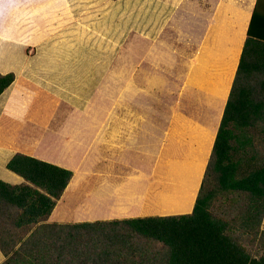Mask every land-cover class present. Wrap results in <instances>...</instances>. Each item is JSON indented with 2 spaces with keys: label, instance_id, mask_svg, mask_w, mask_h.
Here are the masks:
<instances>
[{
  "label": "crops",
  "instance_id": "1",
  "mask_svg": "<svg viewBox=\"0 0 264 264\" xmlns=\"http://www.w3.org/2000/svg\"><path fill=\"white\" fill-rule=\"evenodd\" d=\"M256 2L0 0V74H15L0 94V180L25 182L7 168L19 152L71 169L47 222L192 213L203 178L196 194L165 190L188 161L168 164L161 149L207 166ZM110 48L119 60L100 63ZM263 54L251 41L244 65L261 71ZM158 74L178 88L173 115L148 110Z\"/></svg>",
  "mask_w": 264,
  "mask_h": 264
},
{
  "label": "trees",
  "instance_id": "2",
  "mask_svg": "<svg viewBox=\"0 0 264 264\" xmlns=\"http://www.w3.org/2000/svg\"><path fill=\"white\" fill-rule=\"evenodd\" d=\"M251 41L264 49V0L253 10L192 213L47 222L73 171L19 152L7 168L25 182L0 180L1 264H264V155L248 149L257 136L264 143V66L244 65ZM14 80L12 72L0 74V94ZM223 203L238 207V217H227ZM248 236L256 248L243 243ZM141 240L162 249L151 251Z\"/></svg>",
  "mask_w": 264,
  "mask_h": 264
},
{
  "label": "rangeland",
  "instance_id": "3",
  "mask_svg": "<svg viewBox=\"0 0 264 264\" xmlns=\"http://www.w3.org/2000/svg\"><path fill=\"white\" fill-rule=\"evenodd\" d=\"M128 38H129V36H128ZM132 40H133V38L131 37L129 40L127 39V41H124L123 45L121 44L122 48L124 49L126 46L125 49H128L129 44L132 42ZM125 52L126 51H123V54H122L123 59L125 58V54H126ZM116 54H117V51L114 48L108 49L106 51V55L104 57L100 56V63H102V64L113 63L115 61V59H116V61H118L119 56H116ZM94 61L95 60L92 61V59H91V63H94ZM157 76H155L154 88H153L154 98H153V101L151 102L150 106L148 107V110H151L155 115H157L159 117H162L163 115H169V114L173 115L174 113H177L179 110L178 109V102H177L178 88L176 86V83L174 86L173 84H171L170 82H168L165 79V78H169V76L166 77V75H163V74H158ZM143 100L146 101L145 99H143ZM89 107H90V105H89ZM110 108H111V110H113V104H111ZM137 110H140V109H137ZM175 122L177 123L176 116H174L173 119L169 120V123H175ZM174 129H177V127H175ZM174 129H173V131H177ZM167 136H171V132ZM254 146H255V148H252V145H251L250 147H248V149L250 151L253 150L254 153L259 152L258 154L264 155V143L260 142V140L258 139V136L256 137V143L254 144ZM174 149H175L174 145L170 144L169 141L166 142V144H164L162 149H161L163 155H165V157H163V159L168 164H169V161H170V163L173 161H177L176 160L177 158L185 159L186 161H188V164L184 165L185 169L184 170L181 169L178 173L184 177L183 178L180 176H178L177 178L175 177L176 178L175 182L172 184H168L166 181V182H164L165 184H162V187L166 186L165 190H169L170 188L173 190H176L174 188V186L177 187V185H179V187L180 188L183 187L186 192L190 191V192L196 194L197 189H198L197 187H199L198 186L199 182L203 178L207 158H201L200 155L196 157V154L193 153V151L188 150V149L181 150L180 153H179V151L174 152ZM253 151H252V153H253ZM260 151L262 153H260ZM156 156H158V155H156ZM190 157H192L194 159H190ZM158 159H159V157H158ZM195 159H198V160H195ZM157 161L158 160H156V162ZM195 162H197V163H195ZM160 166H158L157 169H155V171H154L155 173H157L158 171H163L166 174H168V173L174 174L172 167L161 168ZM169 176H172V175H169ZM182 179H184V181H182ZM178 180H180V182H178ZM221 206L225 211L224 213L228 215L227 217H230V218H234V216H235V218L238 217L237 215H238L239 209L235 205L223 203V204H221ZM217 210H218V208H217ZM50 223H57V222H50ZM261 229H264V216H263ZM242 240H243V243H245V245L248 246L249 248H251V247L253 249L256 248V246L252 245L253 244L252 243V236L243 237ZM141 243H143V240H141ZM143 245H146L147 247H149L151 249V251H152V249L153 250H161L162 249V244L158 243V242H154V241L143 243Z\"/></svg>",
  "mask_w": 264,
  "mask_h": 264
}]
</instances>
